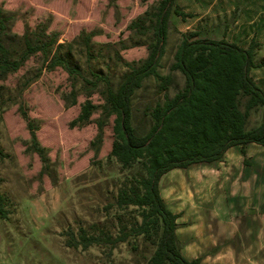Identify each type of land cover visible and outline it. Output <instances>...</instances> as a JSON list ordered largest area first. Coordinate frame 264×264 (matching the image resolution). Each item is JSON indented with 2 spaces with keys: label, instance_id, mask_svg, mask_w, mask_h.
<instances>
[{
  "label": "rangeland",
  "instance_id": "1",
  "mask_svg": "<svg viewBox=\"0 0 264 264\" xmlns=\"http://www.w3.org/2000/svg\"><path fill=\"white\" fill-rule=\"evenodd\" d=\"M157 1L0 0V7L12 12L13 19L8 23L11 42H18L12 36L14 32L23 35L35 29L38 34L46 32L50 36L44 39L45 42L51 40V34L58 38L48 57L42 53L32 56L23 69L12 74L7 81L0 82V85L9 87L2 90L0 96L4 110H8L5 121L0 119V148L6 155L0 158V192L7 199V218L0 215V264H144L141 240L138 241V251L125 243L112 254L97 246L86 251L82 247L68 246L70 230L78 238L81 228L92 234L97 225L109 227L116 235L119 216L127 220L133 210L130 208L124 212L117 206L118 192L127 174L115 159L107 158L114 141V119L105 130L99 155L96 153L97 146L90 147L97 134V125L93 123L83 129H72L70 123L79 115L86 100V86L90 87L86 80H95L91 71L118 83L129 71L126 61H140L148 57L147 47L143 44L149 42V37L139 38L135 32L131 34L127 27L145 11L151 10ZM181 1L177 0V3L186 5L187 13L194 8L199 14L207 6L204 0ZM224 4V1H219L218 8ZM241 5L243 28L250 29L247 25L253 13L248 7L251 5L259 15L255 28H263L264 8L261 6H264V0L243 2ZM196 16L186 21L176 15L172 17L160 68L163 75L171 73L170 68L184 34L200 28L206 30L205 37L221 39L229 36L228 31L235 28L231 24L233 17L224 18L229 23L221 25L220 19ZM217 24H220L219 27L209 29ZM92 30H96L98 35L88 46L85 37L79 36L83 31ZM242 35L239 36L241 39ZM258 39H261L260 35ZM73 40L71 67L79 66L81 74L69 81L64 69L53 70L50 65L58 45H66V54ZM20 45L24 47L23 40ZM173 76L170 97L185 86L182 73L175 72ZM72 83H76L80 97L78 105L69 107L65 104V96L70 92ZM146 85L136 99L135 124L138 125L145 118L144 111L151 104V99L157 101L164 98V95L157 94L158 86L154 79ZM105 87L106 82L102 81L93 97L96 103L104 102L99 92ZM102 111L99 110L94 119L103 116ZM23 112H27L31 120L38 121L39 140L49 149L46 164L28 149L31 145L30 122ZM260 119L258 113H253L249 126H256ZM160 182L163 183L168 207L176 206L171 191L172 177L165 176ZM216 191L213 190L214 195Z\"/></svg>",
  "mask_w": 264,
  "mask_h": 264
},
{
  "label": "trees",
  "instance_id": "2",
  "mask_svg": "<svg viewBox=\"0 0 264 264\" xmlns=\"http://www.w3.org/2000/svg\"><path fill=\"white\" fill-rule=\"evenodd\" d=\"M11 13L0 7V82L23 69L32 56L42 53L48 57L58 42L54 34L49 42H45L44 39L50 36L46 32L38 34L36 29L23 35L13 29L12 36L18 42H11L8 33V23L13 19ZM174 15L184 21L194 17L177 0H159L151 10L128 25L131 34L135 32L139 38L149 37V42L143 44L149 54L144 60L126 61L129 71L118 83L94 71L91 72L95 80H86L90 85L86 86L88 94L70 128L83 129L95 123L97 134L90 147L97 146L99 155L105 130L114 119V141L107 158L115 159L127 174L118 192L117 206L124 212L130 208L133 210L127 220L119 216L116 235L109 227L97 225L92 234L81 228L78 238L70 230L67 244L71 248L82 247L86 251L97 246L112 254L125 243L138 251V241L141 240L144 264H200V260L189 261L182 253L176 234L177 216L167 208L161 195L162 177L175 169L220 162L235 146L244 148L251 143L264 146V90L251 75L258 45L252 42L249 48H243L224 38L205 37L199 28L183 35L171 73L163 75L160 68ZM97 35L96 30L83 31L79 38L85 37L89 46ZM21 40L24 41L23 48ZM73 42L75 40L68 45L70 50L66 54V45H58L50 65L53 70L64 69L69 81L81 74L79 66L71 67ZM120 58L123 59L121 55ZM175 72L182 73L185 86L170 97ZM151 79L157 83V94L164 95V98L151 99L144 111L145 118L138 125L135 124L137 95ZM102 81L106 82V87L99 96L104 102L96 103L93 97ZM6 89H9L7 85H0V96ZM79 97L76 83H72L65 96L66 106L78 105ZM3 107L4 102L0 101L1 121H5L8 111ZM99 110H103V116L94 119ZM253 113H258L261 119L256 126L250 127ZM23 115L30 122L31 145L28 149L46 164L49 149L39 140L38 121L31 120L27 112ZM5 156L0 148V158ZM6 203V197L0 192V215L3 218H7Z\"/></svg>",
  "mask_w": 264,
  "mask_h": 264
},
{
  "label": "crops",
  "instance_id": "3",
  "mask_svg": "<svg viewBox=\"0 0 264 264\" xmlns=\"http://www.w3.org/2000/svg\"><path fill=\"white\" fill-rule=\"evenodd\" d=\"M204 1L207 6L201 13H196L194 8L188 9V13L211 20L220 19L221 25L229 23L224 18L233 17L231 24L235 28L228 31L229 36L225 35L224 39L243 48H249L252 42L258 45L251 75L264 90V26L255 28L259 15L252 5L248 6L253 11L247 25L250 29H244L241 21V4L256 0ZM219 1L225 3L222 8H218ZM205 31L204 35H207ZM241 34L242 39L239 37ZM259 35L261 39H258ZM165 176L172 177L171 191L176 206L168 207L163 183L160 182L161 195L167 208L177 216V238L183 255L189 261L200 260V264H264L263 145L235 146L220 162L175 169L162 178ZM213 190H217L216 195Z\"/></svg>",
  "mask_w": 264,
  "mask_h": 264
}]
</instances>
